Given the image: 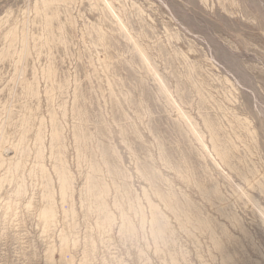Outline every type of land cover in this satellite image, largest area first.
Masks as SVG:
<instances>
[{
  "label": "rangeland",
  "instance_id": "1",
  "mask_svg": "<svg viewBox=\"0 0 264 264\" xmlns=\"http://www.w3.org/2000/svg\"><path fill=\"white\" fill-rule=\"evenodd\" d=\"M263 212L264 0H0V264H264Z\"/></svg>",
  "mask_w": 264,
  "mask_h": 264
},
{
  "label": "clouds",
  "instance_id": "2",
  "mask_svg": "<svg viewBox=\"0 0 264 264\" xmlns=\"http://www.w3.org/2000/svg\"><path fill=\"white\" fill-rule=\"evenodd\" d=\"M146 199V194L142 197L133 193L118 206L121 221L119 235L125 245L131 244L133 247H139L141 243L147 244L151 237L159 250V242L169 225L166 223L167 218L158 208L146 205Z\"/></svg>",
  "mask_w": 264,
  "mask_h": 264
},
{
  "label": "bare ground",
  "instance_id": "3",
  "mask_svg": "<svg viewBox=\"0 0 264 264\" xmlns=\"http://www.w3.org/2000/svg\"><path fill=\"white\" fill-rule=\"evenodd\" d=\"M112 1H113V0H112ZM110 2H111V1H110ZM107 3H108V2H107ZM105 4H106V3H105ZM112 4H113V3H112ZM112 4L110 3L109 5H112ZM112 6H113V5H112ZM110 7H111V6H109L108 9H110ZM110 10H111V9H110ZM114 11H115V10H114ZM114 11L111 10V12H114ZM108 17H109V16H108ZM116 17H117V15H116ZM54 18H55V17H54ZM116 19H117V18H116ZM116 19H115V20H116ZM119 22H120V21H119ZM120 24H121V23H120ZM120 26H122V25H120ZM122 28H123V27H122ZM127 32H128V30H127ZM127 32H126V33H127ZM127 35H128V34H127ZM130 39H131V38H130ZM128 41H129V40H128ZM146 51H147V50H146ZM144 59H145V58H144ZM149 63H150V62H149ZM150 68H151V67H150ZM157 80H158V79H157ZM162 81H163V80H162ZM159 83H160V82H159ZM162 84H163V82H162ZM164 86H165V85H164ZM163 89H164V88H163ZM167 89H169V88H167ZM168 91H169V90H168ZM171 91H172V90H171ZM170 96H171V95H170ZM169 98H170V97H169ZM172 98H173V95H172ZM174 101H175V100H174ZM176 103H177V102H176ZM176 105H177V104H176ZM180 110H181V109H180ZM55 136H56V135H55ZM208 153H209V152H208ZM85 156H86V155H85ZM220 157H221V156H219V158H220ZM224 158H225V156H224ZM220 160H221V158H220ZM223 160H224V159H223ZM223 160H222V161H223ZM225 160H226V159H225ZM218 162H219V161H218ZM223 162H224V161H223ZM225 162H226V161H225ZM226 164H227V163H226ZM97 167H98V166H97ZM222 169H223V168H222ZM99 172H100V171H99ZM108 172H109V171H108ZM226 172H227V170H226ZM102 173H103V172H102ZM113 176H114V175H113ZM146 176H147V175H146ZM238 176H239V175H238ZM147 178H148V177H147ZM149 180H150V179H149ZM69 181H70V180H69ZM147 181H148V180H147ZM104 183H105V182H104ZM241 184H242V183H241ZM63 185H64V184H63ZM253 185H254V184H253ZM64 187H65V186H64ZM64 187H62V197H63V198H64V196H65V191H64L65 188H64ZM155 188H156V187H155ZM241 189L243 190V188H241ZM241 189H240V190H241ZM101 191H102V189H101ZM241 192H242V191H241ZM123 193H124V192H123ZM235 193H236V192H235ZM149 196H150V195H149ZM250 197H252V196H250ZM101 199H102V198H101ZM148 199H149V198H148ZM252 199H253V198H252ZM255 201H256V199H255ZM249 203H250V202H249ZM255 203H257V202H255ZM253 204H254V203H253ZM257 204H258V203H257ZM257 204H256V205H257ZM254 206H255V205H254ZM100 207H101V206H100ZM103 207H104V206H103ZM259 208H260V205H259ZM261 209H263V208H261ZM257 210H258V209H257ZM42 213H43V218H44V219H47V218H49V217H50V218H51V217L53 218V216H54V215H53L54 212H53V209H52V208H50V209H49V208H48V209H45V210L42 211ZM263 214H264V212H263ZM48 220H49V219H48ZM46 222H47V221H46Z\"/></svg>",
  "mask_w": 264,
  "mask_h": 264
}]
</instances>
